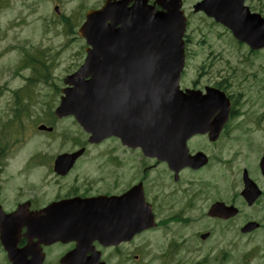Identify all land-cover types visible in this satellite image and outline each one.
Here are the masks:
<instances>
[{
  "label": "flooded vegetation",
  "instance_id": "af4514ba",
  "mask_svg": "<svg viewBox=\"0 0 264 264\" xmlns=\"http://www.w3.org/2000/svg\"><path fill=\"white\" fill-rule=\"evenodd\" d=\"M200 1L182 0L187 106L173 133L189 134L172 147L185 149L168 164L85 134L54 155L7 159L22 142L4 149L0 139V264H264V47L234 34L264 20V0H225L221 22L194 10ZM20 99L13 116L30 117L33 98ZM15 124L0 122V135ZM100 143L103 158H86ZM148 206L155 226L132 233ZM156 232L167 238L150 243Z\"/></svg>",
  "mask_w": 264,
  "mask_h": 264
},
{
  "label": "water",
  "instance_id": "95a60500",
  "mask_svg": "<svg viewBox=\"0 0 264 264\" xmlns=\"http://www.w3.org/2000/svg\"><path fill=\"white\" fill-rule=\"evenodd\" d=\"M130 1H133L131 6ZM180 1L156 0L154 4L161 8L156 10L148 0H105L100 9L88 11L77 31L88 45L86 57L78 71L65 78V82L72 86L63 90L64 96L55 114L59 117L73 114L90 133V141L115 134L122 140L142 146L146 154H160L162 159L170 161L173 139L188 136L173 134V129L185 127L179 123L186 109L184 101L176 103L174 99L183 65L185 18ZM217 5L218 0H207L197 8L208 11ZM124 48H130L132 53V49L142 54L147 51L146 66L136 68L145 74L146 96L137 103L122 101L117 110L110 112L108 97L112 76L120 75L118 67L112 68V58L119 56L117 49ZM136 65V58L129 56L120 66L134 69L126 72L127 78H131ZM43 128L39 126V129ZM158 139H162L159 146ZM176 150H180L179 147ZM149 218L144 227L154 224L151 213ZM5 248L10 250L7 246Z\"/></svg>",
  "mask_w": 264,
  "mask_h": 264
},
{
  "label": "rangeland",
  "instance_id": "374dc122",
  "mask_svg": "<svg viewBox=\"0 0 264 264\" xmlns=\"http://www.w3.org/2000/svg\"><path fill=\"white\" fill-rule=\"evenodd\" d=\"M102 2L103 0H0V122L5 124L14 119L15 93L26 105V98H33L31 116L26 113L27 109L21 110L13 128L1 134V141L5 136L7 140L19 139L22 142V145L6 152L3 158L25 159L31 153L30 148L49 156L68 149L74 143H87L84 131L75 121L70 118L56 119L52 111L58 104L60 89L64 88L63 78L75 71L84 58L86 44L76 34L77 27L84 20V12L101 6ZM55 5L59 6V14L53 10ZM66 18L74 24L73 32H69ZM27 57L29 62H24ZM33 59L42 62H33ZM35 67L45 78H38L25 87V78L32 76ZM23 89L26 92L22 95L20 92ZM41 107L43 109L39 114ZM33 122L46 126H51L52 123L53 132L41 133L36 130L38 123L35 126ZM105 144L90 146L86 158L98 156L102 159L104 155L101 152L105 149ZM157 235L167 238L166 232H156ZM156 236H151L148 241H157ZM158 241H163V238Z\"/></svg>",
  "mask_w": 264,
  "mask_h": 264
},
{
  "label": "trees",
  "instance_id": "16d2710c",
  "mask_svg": "<svg viewBox=\"0 0 264 264\" xmlns=\"http://www.w3.org/2000/svg\"><path fill=\"white\" fill-rule=\"evenodd\" d=\"M65 22H68V18L65 19ZM68 29H69V32L74 31V24L72 23V21L68 22Z\"/></svg>",
  "mask_w": 264,
  "mask_h": 264
}]
</instances>
